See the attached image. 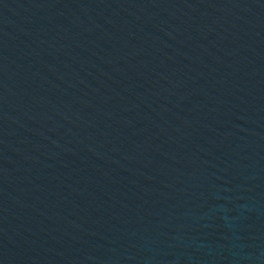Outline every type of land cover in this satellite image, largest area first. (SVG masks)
Instances as JSON below:
<instances>
[{"label":"water","instance_id":"95a60500","mask_svg":"<svg viewBox=\"0 0 264 264\" xmlns=\"http://www.w3.org/2000/svg\"><path fill=\"white\" fill-rule=\"evenodd\" d=\"M0 264H264V0H0Z\"/></svg>","mask_w":264,"mask_h":264}]
</instances>
